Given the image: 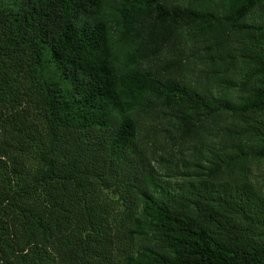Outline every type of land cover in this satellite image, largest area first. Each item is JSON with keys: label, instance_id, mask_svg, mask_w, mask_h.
Here are the masks:
<instances>
[{"label": "trees", "instance_id": "trees-1", "mask_svg": "<svg viewBox=\"0 0 264 264\" xmlns=\"http://www.w3.org/2000/svg\"><path fill=\"white\" fill-rule=\"evenodd\" d=\"M250 159L264 0H0V264H264Z\"/></svg>", "mask_w": 264, "mask_h": 264}, {"label": "rangeland", "instance_id": "rangeland-1", "mask_svg": "<svg viewBox=\"0 0 264 264\" xmlns=\"http://www.w3.org/2000/svg\"><path fill=\"white\" fill-rule=\"evenodd\" d=\"M249 174L253 182L264 191V159H250L249 162ZM110 196H114L111 193H108ZM120 209L117 205V209ZM117 213V212H116ZM119 214V210L117 215Z\"/></svg>", "mask_w": 264, "mask_h": 264}]
</instances>
